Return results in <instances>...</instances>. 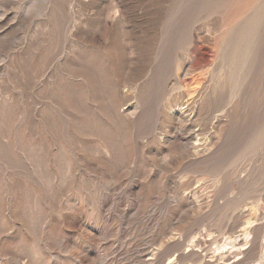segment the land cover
Returning <instances> with one entry per match:
<instances>
[{
    "label": "rangeland",
    "instance_id": "1",
    "mask_svg": "<svg viewBox=\"0 0 264 264\" xmlns=\"http://www.w3.org/2000/svg\"><path fill=\"white\" fill-rule=\"evenodd\" d=\"M0 264H264V0H0Z\"/></svg>",
    "mask_w": 264,
    "mask_h": 264
}]
</instances>
